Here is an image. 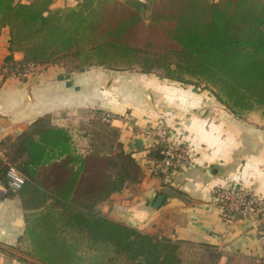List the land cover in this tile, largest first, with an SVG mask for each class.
<instances>
[{
  "label": "trees",
  "instance_id": "obj_1",
  "mask_svg": "<svg viewBox=\"0 0 264 264\" xmlns=\"http://www.w3.org/2000/svg\"><path fill=\"white\" fill-rule=\"evenodd\" d=\"M54 1L0 0L8 63L18 51L22 63H60L69 72L138 67L184 84L205 82L238 116L264 115V0H77L52 8ZM103 129L105 150L86 154L49 115L0 142V181L8 187L13 164L25 177L23 204L34 210L18 250L37 264H217L220 254L210 246L158 237L100 213L98 204L141 171L131 154L112 152L116 133Z\"/></svg>",
  "mask_w": 264,
  "mask_h": 264
},
{
  "label": "crops",
  "instance_id": "obj_2",
  "mask_svg": "<svg viewBox=\"0 0 264 264\" xmlns=\"http://www.w3.org/2000/svg\"><path fill=\"white\" fill-rule=\"evenodd\" d=\"M76 1L54 2L66 6ZM8 44L5 27L0 31V142L16 138L49 115L52 124L68 131L76 150L86 154L93 148L105 150L103 127L109 128L116 133L112 152L123 149L131 154L141 171L136 181L98 204L102 215L158 237L210 246L220 254L217 264H264L259 260L264 243L257 220H224L214 194L216 187L231 186L264 200L262 111L238 116L204 86L172 81L138 67L92 66L69 72L52 63L37 64L24 77L2 76ZM22 60L23 53L14 52V63ZM105 113L112 115L106 122L101 118ZM158 124L168 128L171 143L190 148L192 163L156 177L150 168L161 147L146 130ZM164 187L186 198L167 195L156 208L154 202ZM33 211L24 206L20 190L8 189L0 181V264L36 261L16 250Z\"/></svg>",
  "mask_w": 264,
  "mask_h": 264
},
{
  "label": "built area",
  "instance_id": "obj_3",
  "mask_svg": "<svg viewBox=\"0 0 264 264\" xmlns=\"http://www.w3.org/2000/svg\"><path fill=\"white\" fill-rule=\"evenodd\" d=\"M37 66L34 62L29 63H6L1 68L2 76H27ZM106 118H111L110 113H105ZM148 135L154 137L158 144L164 146L163 156L154 160L150 173L159 177L161 173L175 172L192 163L190 148L185 144H174L169 141V130L163 124L155 125L146 130ZM0 156H3L0 150ZM6 182L11 190H19L24 184L25 177L13 165L8 163ZM217 207L220 209L222 218L230 221L238 218L253 217L259 223L258 236L264 243V200L253 192L236 188L216 187L214 189ZM259 260H264V246L259 255Z\"/></svg>",
  "mask_w": 264,
  "mask_h": 264
},
{
  "label": "water",
  "instance_id": "obj_4",
  "mask_svg": "<svg viewBox=\"0 0 264 264\" xmlns=\"http://www.w3.org/2000/svg\"><path fill=\"white\" fill-rule=\"evenodd\" d=\"M52 8H54V7H52ZM167 195H174V196H178L180 198H186L183 194L179 193L178 191H175V190L168 188V187H164V188H162L161 193L158 194V196L154 202V206L157 208L161 204H163Z\"/></svg>",
  "mask_w": 264,
  "mask_h": 264
},
{
  "label": "rangeland",
  "instance_id": "obj_5",
  "mask_svg": "<svg viewBox=\"0 0 264 264\" xmlns=\"http://www.w3.org/2000/svg\"><path fill=\"white\" fill-rule=\"evenodd\" d=\"M52 7H64V6H60V5H56L55 4V2H54V4H53V6ZM206 85V83L205 82H202V86H205ZM208 88V87H207ZM210 88L212 89V85L210 86ZM210 90V89H209ZM211 91V90H210ZM212 92V91H211ZM217 99V98H216ZM218 100V99H217ZM219 101V100H218ZM223 104V103H222ZM225 106V105H224ZM228 109V108H227ZM261 111V110H260ZM16 250H18V249H16ZM10 251H11V249H10ZM188 255H192L191 254V252L188 250L187 251V249H185V252H184V256H188ZM26 256V255H25ZM28 257V256H27ZM24 258V257H23ZM25 259V263L24 264H37L38 262L37 261H33V260H28L27 258H24ZM238 264V263H237ZM240 264H242V263H240ZM245 264V263H244Z\"/></svg>",
  "mask_w": 264,
  "mask_h": 264
}]
</instances>
